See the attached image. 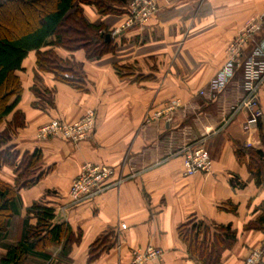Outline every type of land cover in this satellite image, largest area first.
Segmentation results:
<instances>
[{"label": "crops", "instance_id": "obj_1", "mask_svg": "<svg viewBox=\"0 0 264 264\" xmlns=\"http://www.w3.org/2000/svg\"><path fill=\"white\" fill-rule=\"evenodd\" d=\"M155 1L157 13L145 26L123 30L128 3L112 5L107 14L81 5L88 22L109 33L115 48L99 60H89L84 50L54 49L60 59L77 66L81 89L39 71L36 51L23 60L16 72L23 93L6 121L20 112L24 126L15 130L10 145L21 155L39 151L38 173L43 176L33 187L19 191L20 214L0 243V258L20 241L27 210L45 201L55 209L57 222L68 224L80 238L70 256L74 264H131L132 251L148 246L161 249L163 257L147 264H199L178 234L191 218L231 225L237 232L236 243L223 253L220 264H244L255 250H263L264 264V230L246 229L264 214V185H256L247 161L236 154L239 146L264 152V145L258 124L248 123L247 109L229 118L244 95V67L222 94L207 91L227 61L229 44L264 15V0ZM115 31L118 34L113 35ZM254 41L257 45L264 41V29ZM255 47L244 51L243 63ZM172 100H179L181 107L171 116L149 119ZM259 106L264 110V85ZM90 109L96 112L92 138L79 144L36 139L37 129L48 122L73 123ZM200 140L213 160V171L185 176L183 157L175 155L176 150ZM86 163L112 166L116 177L137 175L71 207V184ZM18 176L13 166L0 171V180L10 185ZM235 178L246 187L234 188ZM95 246L100 254L91 261ZM52 249L53 254L59 252Z\"/></svg>", "mask_w": 264, "mask_h": 264}, {"label": "trees", "instance_id": "obj_2", "mask_svg": "<svg viewBox=\"0 0 264 264\" xmlns=\"http://www.w3.org/2000/svg\"><path fill=\"white\" fill-rule=\"evenodd\" d=\"M130 2L131 0L0 1L2 31L11 28L18 32V27L22 29L11 38L0 35V171L8 165L16 167L19 172L14 185L0 180V243L8 238L13 218L20 214L19 191L33 187L43 176V173H38L41 160L39 151L21 155L10 145L15 130L24 126V116L20 112L14 114L11 122L6 121L15 111L23 93L16 72L21 70L27 54L36 51L39 71L53 73L57 80L81 89L82 78L77 72V66L60 59L54 49L84 50L89 60L101 59L115 49L112 40L106 39L110 34L103 31L101 26L89 23L81 5H93L101 14H107L113 11L112 5ZM10 16L13 20L16 16L18 24L16 21L10 23L7 20ZM45 47L51 49L42 52L41 49ZM66 74L69 78H65ZM5 123L6 128L3 129ZM258 128L264 145V121L258 120ZM236 154L240 161H247L256 185L263 186L264 152L239 146ZM231 183L236 189L246 187L237 178ZM32 220L36 223L32 224ZM246 229L264 230V214L257 223L249 224ZM178 234L187 246L189 256L199 264H220L223 253L232 249L237 241V232L231 225L208 224L197 218L189 219L179 228ZM79 239L68 224L57 222L53 207L45 201L35 202L27 210L20 241L7 247L6 254L0 258V264H27L31 261L33 264H74L70 256ZM97 247L92 249L91 261L100 254ZM52 248H58L59 252L54 255Z\"/></svg>", "mask_w": 264, "mask_h": 264}, {"label": "built area", "instance_id": "obj_3", "mask_svg": "<svg viewBox=\"0 0 264 264\" xmlns=\"http://www.w3.org/2000/svg\"><path fill=\"white\" fill-rule=\"evenodd\" d=\"M128 10L129 18L120 30L134 26H145L157 13L158 8L155 0H131ZM263 29L264 15L250 22L236 36L228 46L225 66L207 88V91L211 94H222L234 79L236 71L243 66L242 89L244 95L239 104L231 111L229 118L241 109H247L251 116L248 122L250 125H257L258 120L264 121V110L259 106V93L264 85V41L258 45L254 41L255 36ZM116 34H118V31L113 33V35ZM250 45L256 47L252 55L243 63V53ZM65 78H69V75L66 74ZM201 94L204 95L205 93L202 92ZM180 107L181 102L179 100L171 101L154 118L161 115L171 116ZM95 123L96 112L90 109L82 118L73 123L59 120L50 121L39 128L36 139L47 141L57 138L79 144L92 138ZM175 155L183 157L185 176L210 174L213 171V160L205 147V142L202 140L176 150ZM116 174V168L109 165L84 164L81 173L71 184L68 194L69 205L73 207L90 201L112 188L121 186L127 180L134 179L137 175L125 176L121 174L116 177ZM121 229H126V226L122 225ZM262 256L263 250H255L245 260L244 264H260ZM162 257L163 251L153 246L136 248L132 252L131 264H147L151 261L160 260Z\"/></svg>", "mask_w": 264, "mask_h": 264}, {"label": "rangeland", "instance_id": "obj_4", "mask_svg": "<svg viewBox=\"0 0 264 264\" xmlns=\"http://www.w3.org/2000/svg\"><path fill=\"white\" fill-rule=\"evenodd\" d=\"M7 20L10 21V23H15V21H16L17 24H18V22H19L16 16L14 17V20H13L12 16H10ZM4 21H5V20H4ZM4 21H1V23H4ZM27 21H28V19H27ZM7 24H9V23H7ZM5 27H7V26L5 25ZM7 28H9V27H7ZM17 31H18V32L22 31L21 27H18ZM18 32H15V31L12 30L11 28H9L8 30L5 29L4 32H3L2 29H1V26H0V35H2V36H8V37L11 38L15 33H18ZM248 48H249V47H248ZM227 49H228V47H227ZM226 62H227V61H226ZM225 64H226V63H225ZM224 66H225V65H224ZM224 66H223V67H224ZM223 67H222V68H223ZM222 68L220 69V71L222 70ZM220 71H219V72H220ZM219 72H218V73H219ZM218 73H217V75H218ZM217 75H216V77H217ZM210 84H211V83H210ZM210 84H209V85H210ZM209 85H208V86H209ZM172 101H174V100H172ZM166 106H167V104L165 105V107H166ZM165 107H164V109H165ZM164 109H163V110H164ZM163 110H162V111H163ZM162 111H161V112H162ZM157 113H160V112H157ZM157 113H156V114H157ZM156 114H154V115L151 116V117L149 116V119H150V118H153V119L155 120V119L161 118L162 116H165V115H161V116L158 117V118H154V116H155ZM48 123H49V122H48ZM41 127H42V126H41ZM41 127H39V128H41ZM39 128L37 129V132H38ZM37 132H36V136H37ZM51 252L53 253L54 250L51 249ZM132 252H133V251H132ZM54 255H55V254H54ZM27 264H33V262L31 261V262H28Z\"/></svg>", "mask_w": 264, "mask_h": 264}, {"label": "water", "instance_id": "obj_5", "mask_svg": "<svg viewBox=\"0 0 264 264\" xmlns=\"http://www.w3.org/2000/svg\"><path fill=\"white\" fill-rule=\"evenodd\" d=\"M106 39L107 40H110L111 39V35H108Z\"/></svg>", "mask_w": 264, "mask_h": 264}]
</instances>
